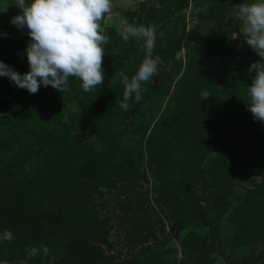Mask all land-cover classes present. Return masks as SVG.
<instances>
[{
  "label": "rangeland",
  "instance_id": "rangeland-1",
  "mask_svg": "<svg viewBox=\"0 0 264 264\" xmlns=\"http://www.w3.org/2000/svg\"><path fill=\"white\" fill-rule=\"evenodd\" d=\"M242 2L112 0L92 92L72 77L67 92L30 94L0 76V234L15 237L0 264H264V122L247 105L260 57L237 38ZM14 3L0 0V60L23 74L30 37L10 23ZM122 19L156 26L160 65L127 112L121 73L145 52L118 34ZM42 245L48 256L26 259Z\"/></svg>",
  "mask_w": 264,
  "mask_h": 264
},
{
  "label": "clouds",
  "instance_id": "clouds-1",
  "mask_svg": "<svg viewBox=\"0 0 264 264\" xmlns=\"http://www.w3.org/2000/svg\"><path fill=\"white\" fill-rule=\"evenodd\" d=\"M14 5L20 11L10 23L18 29H27L30 37L25 49L29 70L21 74L0 60V76L7 77L16 87L26 89L30 94H36L41 85L67 92L72 77L81 82L85 92H92L103 84L104 46L109 37L102 21L112 13V0H15ZM7 7L2 11H7ZM236 9V19L241 23L237 38L243 37L260 57L248 67V72L255 74L247 86V105L253 119L264 122V0L242 2ZM118 34L125 43L130 38L144 43L145 58L135 74L129 78L121 73L124 91L119 107L127 112L129 101L140 102L148 91L145 85L160 73V65L153 58L157 28L152 24L136 26L122 19ZM210 95L207 90L201 92L202 98ZM14 239L10 230L0 234V242ZM25 252L26 259L30 260L41 252L48 256L50 250L43 245L29 246ZM20 264H26V260Z\"/></svg>",
  "mask_w": 264,
  "mask_h": 264
},
{
  "label": "trees",
  "instance_id": "trees-1",
  "mask_svg": "<svg viewBox=\"0 0 264 264\" xmlns=\"http://www.w3.org/2000/svg\"><path fill=\"white\" fill-rule=\"evenodd\" d=\"M184 42H185V40H184ZM184 42H177L171 48H169L168 50H166L165 52H163L162 54H160V58H164V57H166V56L174 53L177 49L180 48V46H182V44ZM93 137L94 138L107 139L108 138V135H105V134H95Z\"/></svg>",
  "mask_w": 264,
  "mask_h": 264
},
{
  "label": "water",
  "instance_id": "water-1",
  "mask_svg": "<svg viewBox=\"0 0 264 264\" xmlns=\"http://www.w3.org/2000/svg\"><path fill=\"white\" fill-rule=\"evenodd\" d=\"M158 78H159V74L157 75V77L153 78V81L151 84L153 87L158 86V83H157ZM79 136L85 141H90L93 139L92 135H85L83 132H79Z\"/></svg>",
  "mask_w": 264,
  "mask_h": 264
}]
</instances>
